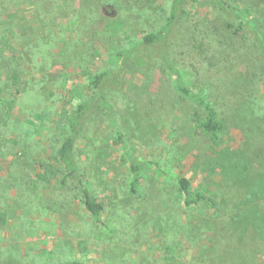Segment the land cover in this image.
<instances>
[{
  "label": "rangeland",
  "instance_id": "1",
  "mask_svg": "<svg viewBox=\"0 0 264 264\" xmlns=\"http://www.w3.org/2000/svg\"><path fill=\"white\" fill-rule=\"evenodd\" d=\"M225 1L264 27V0ZM3 2L0 264H264L261 46L244 40L253 63L240 82L232 73L238 62H218L208 42L184 62L188 80L219 109L216 134L199 127L162 72L135 69L123 90L108 93L113 114H93L76 144L85 185L105 204L100 224L80 199L55 196L62 169L55 150L77 105L96 96L90 77L118 66L117 49L164 26L173 0ZM186 4L182 23L214 21L216 0ZM133 158L152 162L136 192ZM179 176L209 201L185 207Z\"/></svg>",
  "mask_w": 264,
  "mask_h": 264
},
{
  "label": "trees",
  "instance_id": "2",
  "mask_svg": "<svg viewBox=\"0 0 264 264\" xmlns=\"http://www.w3.org/2000/svg\"><path fill=\"white\" fill-rule=\"evenodd\" d=\"M2 1L11 3L18 0ZM186 3L187 0H173L170 16L164 26L145 32L133 45L117 49L118 66L99 70L90 77L87 84L96 96L77 105L68 119V132L63 135L55 150V158L62 168L60 169L61 179L54 191L55 196L64 197L68 193L67 197L80 199L86 212L97 223L105 224V204L95 198L85 185L80 162L77 159L76 144L82 132L87 129L88 123H92L90 117L93 114L100 112L113 114L108 93L123 90L128 84L130 74L135 69L162 72L173 82L177 96L199 115V127L206 133L216 134L223 129L219 109L207 93L188 80L184 62L190 58L192 53L199 50L201 44L208 42L209 49L214 48L216 50L214 52L219 55L218 62L231 61L233 66L234 62H238V70H233L232 73H238L239 76L235 77H238L236 79L240 82L249 73L248 69L253 63L248 55L249 47L244 41L248 36H251L259 47L261 46L260 49L264 56V31L261 29L260 21L258 22L257 19L247 21L235 13L232 3L216 0L214 21H211L212 18L205 17L201 22L190 18L182 23L183 15L188 16L187 14L190 13V6ZM204 29L207 32L203 33ZM261 81L264 85V70ZM91 130L93 132V129ZM149 164L152 162L136 158L130 161L132 192H136V186L141 182V172ZM153 164L156 169H160L158 162ZM75 181L78 191L76 195H72V184ZM176 181L185 207L193 208L202 202L209 201L207 195L195 189L191 180L186 176H179ZM66 198L64 197L63 200ZM6 222V216L0 212V226L5 225ZM187 233L188 230L183 235ZM78 263L76 260H68L59 264Z\"/></svg>",
  "mask_w": 264,
  "mask_h": 264
}]
</instances>
